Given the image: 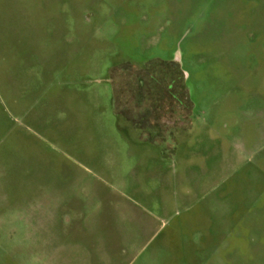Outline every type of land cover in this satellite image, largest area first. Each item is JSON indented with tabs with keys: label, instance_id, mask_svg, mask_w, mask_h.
Returning <instances> with one entry per match:
<instances>
[{
	"label": "rangeland",
	"instance_id": "rangeland-1",
	"mask_svg": "<svg viewBox=\"0 0 264 264\" xmlns=\"http://www.w3.org/2000/svg\"><path fill=\"white\" fill-rule=\"evenodd\" d=\"M174 53L140 131L111 71ZM0 264H264V0H0Z\"/></svg>",
	"mask_w": 264,
	"mask_h": 264
},
{
	"label": "flooded vegetation",
	"instance_id": "flooded-vegetation-1",
	"mask_svg": "<svg viewBox=\"0 0 264 264\" xmlns=\"http://www.w3.org/2000/svg\"><path fill=\"white\" fill-rule=\"evenodd\" d=\"M151 62L164 67L163 73L160 72L166 76L164 79L159 75L149 79L150 74L146 67L151 65ZM151 62L144 65L143 70L140 71L132 65L122 64L114 68L111 74L113 77L119 75L120 79L116 89L120 90L123 104L118 110L123 112L125 119L134 128L140 131L149 128L158 136L166 133L169 128L180 125L182 121H186L190 104L186 102L187 90L184 87L186 74L181 70L180 55L174 53L171 61L167 63L160 62L158 59ZM125 72H128V78ZM132 75L139 77L138 103L133 102L134 99L129 92V81ZM161 80L164 81L161 82Z\"/></svg>",
	"mask_w": 264,
	"mask_h": 264
}]
</instances>
